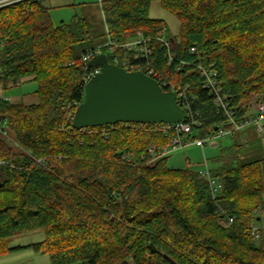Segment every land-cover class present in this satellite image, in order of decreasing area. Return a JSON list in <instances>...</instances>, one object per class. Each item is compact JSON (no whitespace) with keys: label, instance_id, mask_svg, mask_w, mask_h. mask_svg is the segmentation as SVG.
Here are the masks:
<instances>
[{"label":"trees","instance_id":"16d2710c","mask_svg":"<svg viewBox=\"0 0 264 264\" xmlns=\"http://www.w3.org/2000/svg\"><path fill=\"white\" fill-rule=\"evenodd\" d=\"M156 1L182 23L172 65L157 40L169 29L149 16ZM100 7L99 21L76 16L59 26L43 0L0 8V85L36 84L39 99H0V258L32 249L51 264H264V241L247 232L264 210L262 135L237 134L211 159V175L223 183L214 199L199 171L169 167L171 154L154 160L175 134L134 123L82 132L69 118L93 70L81 61L86 50L139 33L152 39L163 80L187 88V120L192 113L200 123L190 138L226 124L203 89L199 62L215 65L232 112L246 117L251 95L264 99V0H103ZM180 62L189 65L178 69ZM40 233L41 243L9 247L12 238Z\"/></svg>","mask_w":264,"mask_h":264},{"label":"built area","instance_id":"2783aa9c","mask_svg":"<svg viewBox=\"0 0 264 264\" xmlns=\"http://www.w3.org/2000/svg\"><path fill=\"white\" fill-rule=\"evenodd\" d=\"M24 1L34 0H0V8L21 3ZM159 45L162 49L167 51L168 65H172L176 51L174 48V40L167 35V30L164 29L161 35L158 37ZM192 53H196V49L191 50ZM155 47L152 44V39L146 37L143 33H139L134 39L129 42H118L108 36L107 41L103 44L96 45L82 55L81 61L85 64H89L96 56L106 54L108 61L111 58L113 65L119 66L128 72L141 71L147 76L155 79L160 86L169 90L166 92H175L178 97L179 105L184 108L187 113L191 110L190 98L187 88H178L172 84L164 81L163 77L155 70ZM131 54L132 56H128ZM186 62H180L178 69H184L188 66ZM197 72L204 79L203 89L207 90L212 97L213 104L217 108L218 112L223 113L226 117V124H223L218 130L208 134L204 138H190L193 129L200 126V123L194 119L191 113L189 120L187 118L181 123H164L154 124V131L160 132L165 136L168 134H175L172 138L170 145L161 152L158 158L172 154L173 152L190 148L198 147L205 148L208 144H214L216 141L225 140L234 137L238 133L244 134L245 130H254L258 135H262L264 132V101L254 105V109L247 113V116L242 119H237L235 112L231 110L230 104V92H227L219 81V73L214 64L197 63L195 65ZM101 69H93L86 73L84 77V85H86L95 75L99 74ZM79 104L75 103L73 108L71 107V115L69 118L74 119L76 109ZM87 129H82L85 132ZM241 134V135H242ZM244 142H248L249 139L245 137ZM156 147L153 145L151 150L154 152ZM206 169L200 170L199 174L202 178L209 182L211 193L214 199L218 198L223 190V183L221 180L214 178L211 175V170L208 165V161L205 162ZM257 221L251 223L247 232L251 235L253 240L257 243L264 241V210H260L257 214ZM233 223V219L230 220Z\"/></svg>","mask_w":264,"mask_h":264},{"label":"water","instance_id":"95a60500","mask_svg":"<svg viewBox=\"0 0 264 264\" xmlns=\"http://www.w3.org/2000/svg\"><path fill=\"white\" fill-rule=\"evenodd\" d=\"M89 67L99 68L101 72L84 87L73 119L74 129L132 123L174 124L187 118L188 113L179 105L177 94L164 91L155 79L143 72H128L113 65L106 54L96 56Z\"/></svg>","mask_w":264,"mask_h":264},{"label":"rangeland","instance_id":"374dc122","mask_svg":"<svg viewBox=\"0 0 264 264\" xmlns=\"http://www.w3.org/2000/svg\"><path fill=\"white\" fill-rule=\"evenodd\" d=\"M103 0H43L44 6L49 8L50 17L55 26L61 23L68 24L74 17H85L88 20L99 21L103 17L100 3ZM150 18L162 20L167 25L169 31L167 35L173 39L180 40L182 31L181 21L173 14L163 9L160 2L156 1L152 4ZM107 39L104 41V43ZM176 42V41H175ZM174 42V48L176 46ZM37 85L33 83L22 84L19 87L5 89L0 85V99H8L15 104H37L39 99L36 94ZM261 98V99H260ZM264 101L259 94H252L249 101L251 110L256 106V102ZM258 102V103H259ZM248 132L245 130L244 133ZM251 132V136L254 133ZM242 133H238V136ZM262 144L264 147V132L262 134ZM4 138L9 145L17 148L15 137L12 132L7 131ZM232 143L231 139L216 141L215 145L208 144L205 148L190 147L173 152L168 159V166L174 169H193L196 171L206 169L205 162L208 161L210 167L211 159L220 155L222 148L229 146ZM45 239L44 234H36L33 236H24L12 238L9 241L10 248L19 246H29L31 244L41 243ZM0 264H51L48 255L38 254L32 249L16 250L12 253L0 258Z\"/></svg>","mask_w":264,"mask_h":264},{"label":"crops","instance_id":"0c3cea01","mask_svg":"<svg viewBox=\"0 0 264 264\" xmlns=\"http://www.w3.org/2000/svg\"><path fill=\"white\" fill-rule=\"evenodd\" d=\"M244 134H245V133H244ZM244 134H243V135H244ZM243 135H241V136H243ZM241 136H240V137H241Z\"/></svg>","mask_w":264,"mask_h":264}]
</instances>
